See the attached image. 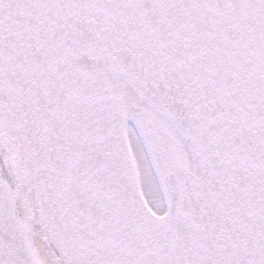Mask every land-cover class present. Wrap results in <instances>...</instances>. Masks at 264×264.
Wrapping results in <instances>:
<instances>
[{
    "label": "snow or ice",
    "instance_id": "obj_1",
    "mask_svg": "<svg viewBox=\"0 0 264 264\" xmlns=\"http://www.w3.org/2000/svg\"><path fill=\"white\" fill-rule=\"evenodd\" d=\"M0 264H264V0H0Z\"/></svg>",
    "mask_w": 264,
    "mask_h": 264
}]
</instances>
